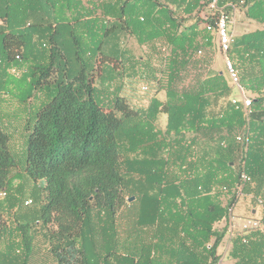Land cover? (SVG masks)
<instances>
[{
  "label": "trees",
  "instance_id": "trees-1",
  "mask_svg": "<svg viewBox=\"0 0 264 264\" xmlns=\"http://www.w3.org/2000/svg\"><path fill=\"white\" fill-rule=\"evenodd\" d=\"M219 6L261 25L234 36L228 52L256 94L248 118L230 102L227 78L195 55L217 43L204 30L214 20L205 18L201 37L187 24L202 0H0V109L15 101L26 110L21 128L0 112V190L16 168L45 183L40 220L55 227L53 264H220L245 194L262 217L231 233L226 258L264 264V0ZM128 38L155 47L159 65L126 49ZM137 84L152 90L146 104L134 99ZM20 132L17 157L10 143ZM132 197L122 240L119 217ZM23 235L20 264H29Z\"/></svg>",
  "mask_w": 264,
  "mask_h": 264
},
{
  "label": "rangeland",
  "instance_id": "rangeland-1",
  "mask_svg": "<svg viewBox=\"0 0 264 264\" xmlns=\"http://www.w3.org/2000/svg\"><path fill=\"white\" fill-rule=\"evenodd\" d=\"M205 18H207V12L205 10L204 7H201L200 10L198 12H196L194 15H192V17H190V19H187L188 22L187 24L190 25L191 23H195L198 25V29L200 31V37L203 34V26H204V22H205ZM259 28V25H257L256 23H252L250 22L247 17L245 16L244 12L241 10H237L236 14H235V18H234V27L232 28V33L234 36H240L241 33L246 32V31H251L253 29ZM124 47H126V49H129L130 51L133 52V54L136 57H140L143 59H147L149 58L152 61V64L155 66L159 65L160 62V56L161 54H159V51L154 47H149V46H145V47H141L137 44V42L132 39V38H128L125 42ZM224 55L218 50V46L216 41H214V45L211 47H207L204 49V55L202 59H199L200 61L204 62V65H206L209 68V74H214L217 72H221L226 78H227V74H226V70H225V66H224ZM239 69V68H238ZM240 70V69H239ZM194 74V69H190L188 71V73L186 74V80L184 84H188L190 77ZM144 87V86H142ZM134 99L139 100V103H143L146 104V101L149 99V97L151 96L152 90L149 89L146 93H143L141 91V85H136L134 88ZM232 96H238L237 91L233 90L232 92ZM248 96L250 98H254L256 97V94L254 93H248ZM138 98V99H137ZM145 101V102H143ZM0 112L2 114H4L5 116H7L9 120V118H12L13 122L15 125L18 126V128H21V126L24 123V117L22 115H25L26 110L24 107H20L18 106V104L14 101H8V102H4V104L1 106ZM164 120L166 119L165 115L161 116ZM8 122V121H6ZM162 121H158L157 125L160 126L162 125ZM241 132V131H240ZM242 133V132H241ZM24 135L20 133H15L13 136H11V143H10V148L12 153L17 156L20 157L23 149H24ZM241 148H238L234 161H235V170L238 169V164L240 162L241 156H240V152ZM25 176H23V171H21V169L16 168L13 169V172L10 176V180L9 183L11 181V183L15 182V188L19 187V189L21 190V192H24V194H27V192L30 190V186L28 184H26L25 182L22 181V179ZM18 180L20 182H18ZM20 183V184H18ZM9 191H11L14 188V184L13 185H8ZM6 189H2L0 190V194L1 193H5V196H1L0 195V204L3 206L6 201H7V197H8V193ZM128 195V194H125ZM134 199L132 201H130V199H126L125 198V205L122 208V211L120 213V217H119V221H120V225H119V235H120V239L124 240V238L127 236L128 234V229H129V222L131 221L129 216L130 214H132V207H129V204L132 203L135 200V197H133ZM9 201V200H8ZM26 201H31L32 203L29 205H25ZM36 204H39V200L38 197L35 198ZM24 207H30L33 205V200L32 199H28L22 202ZM137 205V202L135 203V206ZM236 206V207H235ZM233 208V212L232 215L230 217V220L227 222V224L229 225L230 231H232L233 233L236 232H241V230L243 229V226H250L253 225L257 220H260V218L262 217V213H261V207H255L256 204L254 203V201L251 200V198H249L246 194L239 200L238 204H236ZM255 207V210L252 211V208ZM40 214V213H39ZM3 217L1 219V221L3 220L4 223H2V225L7 224L9 222L10 226H14L12 224H14V213L12 214H8L5 211H3V214L0 216ZM39 217V216H37ZM219 227H217L218 230H222L224 228V226L221 225H217ZM240 229V230H239ZM231 232V233H232ZM229 234H227V239L224 241L223 245H222V251L221 254L222 255H226L227 252L229 251L230 248V237ZM6 239L7 237H5V242L2 241L0 243V247L6 243ZM8 240V239H7ZM8 243V242H7Z\"/></svg>",
  "mask_w": 264,
  "mask_h": 264
},
{
  "label": "crops",
  "instance_id": "crops-1",
  "mask_svg": "<svg viewBox=\"0 0 264 264\" xmlns=\"http://www.w3.org/2000/svg\"><path fill=\"white\" fill-rule=\"evenodd\" d=\"M249 20V19H248ZM252 23H256L254 21L249 20ZM259 25V28L253 29L251 31H246L241 33L246 34L249 32H253L255 30L261 29V25ZM162 121V127L165 125V121L162 117L160 118ZM25 176V175H23ZM23 182L28 184L30 186V190L27 192V194H24V192H21L19 187L15 188V182L9 183V185L14 184V188L9 191V188L7 187L8 197L6 203L2 206L0 204V216L3 214V211L6 213H14V225L13 227L9 225V222L7 224H3V220L1 219L3 217H0V243L2 241L4 243L0 247V264H20L21 260L25 258V241H24V235L27 233L28 236V242L30 246V253H29V264H53L54 258L51 254V232L55 229L52 225H44L42 221L40 220V208L44 204V194H43V188L45 186V183L43 181H33L27 176H25L22 179ZM18 182H20L18 180ZM20 184V183H18ZM38 197L39 204H36L35 198ZM28 199L33 200V205L30 207H24L22 202ZM9 200V201H8ZM39 216V217H37ZM221 226H224L223 223L220 224ZM21 226H26V233H24L21 230ZM230 228L228 227V233L229 237L231 236ZM227 234L218 248V254H221L222 251V245L224 241L227 239ZM8 242V243H7ZM220 264H233V262L226 258V255H223Z\"/></svg>",
  "mask_w": 264,
  "mask_h": 264
},
{
  "label": "built area",
  "instance_id": "built-area-1",
  "mask_svg": "<svg viewBox=\"0 0 264 264\" xmlns=\"http://www.w3.org/2000/svg\"><path fill=\"white\" fill-rule=\"evenodd\" d=\"M204 4V8L207 12V18L210 20H214V24L206 23L204 26V30L210 34L215 35L218 45V50L224 55V66L227 74V80L229 86L237 91L238 96H231L230 102L236 106L240 107L243 111L245 117L248 116L252 112V98L248 96L246 90L242 87L239 79L238 70L233 65L231 59L228 56V52L233 40L232 28L234 27V18L237 10L233 9V12L228 15L223 11V8L219 6V0H202ZM197 57L203 56V50L198 49L195 54ZM143 90H146L144 87ZM236 140L238 143H243L244 136L239 134L236 136ZM240 180L242 185L250 182V176L245 171V163L242 164V169L240 172ZM1 196H5V193H1ZM31 201H26L25 205L31 204ZM259 203H261L259 201ZM257 224L254 223L253 226ZM248 227L246 226H243Z\"/></svg>",
  "mask_w": 264,
  "mask_h": 264
},
{
  "label": "water",
  "instance_id": "water-1",
  "mask_svg": "<svg viewBox=\"0 0 264 264\" xmlns=\"http://www.w3.org/2000/svg\"><path fill=\"white\" fill-rule=\"evenodd\" d=\"M134 198L132 197L131 199H130V201H132Z\"/></svg>",
  "mask_w": 264,
  "mask_h": 264
}]
</instances>
